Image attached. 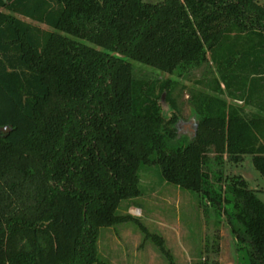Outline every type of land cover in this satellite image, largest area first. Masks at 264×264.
Returning <instances> with one entry per match:
<instances>
[{
    "label": "trees",
    "instance_id": "trees-1",
    "mask_svg": "<svg viewBox=\"0 0 264 264\" xmlns=\"http://www.w3.org/2000/svg\"><path fill=\"white\" fill-rule=\"evenodd\" d=\"M134 61L215 70L189 91L193 137L176 126L178 79L139 77ZM247 154L264 176L261 0H0V264L100 262V229L135 220L118 209L152 165L264 264V200L210 167Z\"/></svg>",
    "mask_w": 264,
    "mask_h": 264
},
{
    "label": "rangeland",
    "instance_id": "rangeland-1",
    "mask_svg": "<svg viewBox=\"0 0 264 264\" xmlns=\"http://www.w3.org/2000/svg\"><path fill=\"white\" fill-rule=\"evenodd\" d=\"M39 25L48 28L44 24ZM133 63L139 77L178 79L173 92L179 107L176 110L179 116L176 126L180 138L193 137L198 121L188 100L189 91L208 90L206 82L215 70L205 64L183 76H176L137 61ZM226 98L247 111L253 110L241 101ZM161 104L167 119L170 118L174 110L164 98ZM210 167L212 171L221 170L223 178L243 176L264 200V176L255 167L251 155H245L240 163L226 158L221 166L211 162ZM141 189V195L123 201L118 209L120 214L129 213L135 220L100 229V262L95 264H196L199 261H207L208 264H250L227 216H216L213 207L205 205L201 194L167 183L156 165L142 168Z\"/></svg>",
    "mask_w": 264,
    "mask_h": 264
},
{
    "label": "water",
    "instance_id": "water-1",
    "mask_svg": "<svg viewBox=\"0 0 264 264\" xmlns=\"http://www.w3.org/2000/svg\"><path fill=\"white\" fill-rule=\"evenodd\" d=\"M196 128H197V127H196ZM196 128L194 129V134H195V130H196ZM2 129L5 130V131L9 130L8 127H3Z\"/></svg>",
    "mask_w": 264,
    "mask_h": 264
}]
</instances>
